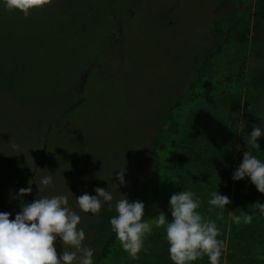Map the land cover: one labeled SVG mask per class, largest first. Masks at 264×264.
Returning <instances> with one entry per match:
<instances>
[{
	"label": "rangeland",
	"instance_id": "rangeland-1",
	"mask_svg": "<svg viewBox=\"0 0 264 264\" xmlns=\"http://www.w3.org/2000/svg\"><path fill=\"white\" fill-rule=\"evenodd\" d=\"M238 3L241 7L236 8ZM260 4L264 0H53L25 19L19 12L7 11L0 0V213H10L14 219L13 212L24 199L31 203L44 196L67 195L81 217L83 244L99 248L112 230L110 219L117 215L115 204L121 196L129 203L142 202L154 185L149 156L165 116L159 140L166 138L167 143H172L174 133H182L186 142L191 133H184L180 125L194 111L196 116L204 110L202 116L209 118L213 105L220 109L209 126L205 124L206 133H239L246 73L253 64L249 51L256 43L253 15ZM126 9L133 11L127 19ZM114 11L121 24L118 33L111 19ZM108 32L114 35L109 46L114 55L106 61L97 55L96 43ZM218 42L231 49L203 63L206 52ZM201 62L205 73L188 93ZM79 73L83 75L73 79ZM228 73L231 88L215 91ZM235 138L232 160L225 166L231 181V212L236 195L247 203L253 191V200L263 203L246 177L232 179L244 153L241 137ZM258 144L264 149V143ZM162 147L175 151L170 144ZM197 149L195 154L202 153L203 144L197 143ZM250 152L259 154L251 147ZM169 158L175 162L174 156ZM122 170L125 184L119 186L115 177ZM49 174L52 185L38 191L41 178ZM29 186L32 192L18 197L19 189ZM97 187L108 190L113 200L103 203L97 215L80 212L75 197L96 195ZM170 197L148 219L163 211L171 222ZM231 222L227 221L229 228ZM154 232L155 228L145 239L139 259L151 251L152 256L169 257L166 240L158 249L157 229ZM228 237L229 231L225 244ZM56 249L62 251L59 240ZM108 259L106 264L135 263L116 239Z\"/></svg>",
	"mask_w": 264,
	"mask_h": 264
},
{
	"label": "clouds",
	"instance_id": "clouds-1",
	"mask_svg": "<svg viewBox=\"0 0 264 264\" xmlns=\"http://www.w3.org/2000/svg\"><path fill=\"white\" fill-rule=\"evenodd\" d=\"M7 11L19 12L26 19L33 10H40L53 3V0H2ZM264 135L259 126H254L247 141L252 149L259 150L258 139ZM18 145L12 148L18 150ZM125 170L118 171L115 179L124 186ZM248 177L260 194H264V161L250 151L243 153V159L232 179L243 180ZM52 175L41 178L38 191L52 185ZM117 188V184H113ZM96 195L84 193L75 197L80 212L92 215L100 213L103 203L111 202L113 195L106 189L97 187ZM32 188H21L18 197L29 195ZM121 196V195H120ZM192 191H180L170 197L169 212L171 222L160 211L155 218L145 219V205L140 201L129 203L125 196L115 204L116 216L110 219L112 232L122 250L130 259L138 260L144 249V241L153 229L164 228L168 244V255L172 264H192L208 258L209 264H221V256L227 251L224 241L218 239L221 230L214 220L204 217L198 209L201 201ZM208 212L219 209L222 213L231 200L215 190L208 201ZM253 207L264 213V203ZM10 213H0V264H94V250L83 244L85 232L78 228L80 215L74 211L67 195L44 196L31 203H23L14 219ZM233 223L239 225L252 223V215H237L229 212ZM218 218L222 215L218 214ZM59 240L62 251L57 252Z\"/></svg>",
	"mask_w": 264,
	"mask_h": 264
},
{
	"label": "trees",
	"instance_id": "trees-1",
	"mask_svg": "<svg viewBox=\"0 0 264 264\" xmlns=\"http://www.w3.org/2000/svg\"><path fill=\"white\" fill-rule=\"evenodd\" d=\"M226 4L227 2L225 5ZM239 6L241 7L240 3H238L236 8H239ZM132 12L133 11L130 12L129 9H126L125 18H129ZM117 16L116 11L111 13V19L115 30L118 33L121 24ZM252 30L254 32L256 43L249 51V56L252 59L253 64L248 68L246 73L248 84L243 97V113L241 119L237 120L239 133L233 135L232 133H206L205 124H208L209 126L211 119L220 109V106L213 105L215 106V111L211 112L212 114L209 118L202 116V113L205 112L204 110L199 111L196 116L195 114L192 115L195 112L194 111L191 112L189 121L185 123V125H180L184 133H191L190 138H188L186 142L182 141V133H174L171 136V138H173V140H171L172 143H167L166 138H161L159 140L162 134V127L167 122V117L165 116L162 119L161 124L157 127L158 134L153 141L154 149H151V154L149 156L152 166V177L154 179V185L152 184L153 189L151 188V190L148 191L147 196L144 201H142L145 205L144 217L147 216L148 219L149 217H152L161 204L163 205L166 200L165 197L172 196L180 191L187 190L194 192L196 194L195 198L201 201V206L198 211L204 217L214 220L220 228L221 235L218 239L222 241L227 239L229 231L228 241L226 242L227 252L224 264H264V213H261L258 208L253 207L256 203L253 200L254 197H256L253 191L250 195L251 204L249 201L244 203V199L241 198L240 200L238 199L240 196L236 195L232 207V212H235L237 215H242L245 212L252 215L253 219L251 224H244L242 222L237 225L231 222L229 228V225L227 224V221L230 219L229 212H231L229 205L226 206V209L223 210L222 213L219 209H215L212 212H208L207 210L210 207L208 204V201L210 200L209 197L213 191L216 190L218 194L225 195L228 198L231 195V181L228 174L227 177L229 179L226 178L225 166L227 160L230 162L232 160L233 155L231 154L230 156V149L235 146L237 141L235 138L236 134L241 137V147L244 148L243 152H245L247 150L250 151L251 146L248 145L247 141L250 138L249 135L253 127L259 126L262 132H264V4H260L256 7V13L253 15ZM224 35L226 36L227 32ZM113 37L114 35H112V32H108L105 40L101 39L100 42L96 43L98 49L97 55L100 57L103 56L106 61L114 55L112 49L109 47ZM103 41L105 45L101 44ZM236 45H238V43H236ZM230 49H227L224 45L221 46L218 42L216 47L206 52L203 63H205L204 61L213 59V57L217 56L220 52H224V55H226ZM228 56L229 55H227V57ZM203 63L201 62L196 68L194 72L195 78L189 84L187 90L188 93L191 92V89L194 86L201 82V78L205 73L202 66ZM118 64L120 65L119 58ZM93 68H91V71H93ZM82 75V73H79L73 79H78ZM230 75L231 73L223 75V77L221 76L217 86L213 89L215 91L217 90V87L230 89V77H232ZM84 85L85 84L83 83V87ZM194 102H196L195 99ZM226 104L229 103L226 102ZM176 105H178V103L172 105L169 111H171L172 108H175ZM224 105L225 103L221 106ZM231 107H234L236 110L235 103H232ZM228 123L230 127L231 122ZM222 124L223 123H220V129L222 128ZM177 128H179V126ZM192 133H194L193 136ZM199 142L203 144L204 151L206 149V152L204 153L203 151L200 154H195L194 152L198 151L197 143ZM257 143H264V135L258 139ZM169 144L175 147L174 152L167 149H161V146H163L162 148H166ZM259 154L257 156L258 159L264 161V149L262 145H259ZM169 156H174V163L171 162ZM228 157L229 159H227ZM246 178L248 179L247 182H249L248 185L254 186L251 184L249 178ZM259 197H263L261 200L264 203V194L259 195ZM28 200V198L22 200V203L19 204L18 211L20 210V207L23 206V203L26 204L29 202ZM13 214H16V212H13ZM218 214L222 215V218H218ZM162 232V229H157V238L160 240L158 249L161 248V246L166 245ZM154 233L156 234V229ZM115 239V234L110 230L107 236L104 237L101 246L97 249H93L94 264H104L105 259V264L107 263L109 260L108 255L111 247L114 245ZM259 251L263 253H259ZM60 252L61 251H59V253ZM151 254L147 255L144 253V255H141L140 259L133 260L135 262L134 264H172L168 256L166 257L163 255V257H161L160 254L152 256ZM208 263L209 261L207 257L192 262V264ZM123 264H129V261L124 262Z\"/></svg>",
	"mask_w": 264,
	"mask_h": 264
}]
</instances>
